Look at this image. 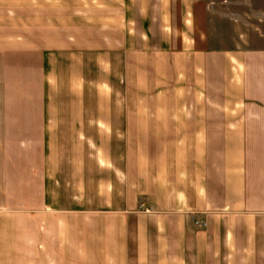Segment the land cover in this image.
Segmentation results:
<instances>
[{
	"label": "crops",
	"instance_id": "crops-1",
	"mask_svg": "<svg viewBox=\"0 0 264 264\" xmlns=\"http://www.w3.org/2000/svg\"><path fill=\"white\" fill-rule=\"evenodd\" d=\"M222 29L209 0H0V264H264V44Z\"/></svg>",
	"mask_w": 264,
	"mask_h": 264
},
{
	"label": "rangeland",
	"instance_id": "rangeland-1",
	"mask_svg": "<svg viewBox=\"0 0 264 264\" xmlns=\"http://www.w3.org/2000/svg\"><path fill=\"white\" fill-rule=\"evenodd\" d=\"M212 8L221 10L239 29H222L221 38H238L249 44H264V0H209ZM230 22V20H228Z\"/></svg>",
	"mask_w": 264,
	"mask_h": 264
}]
</instances>
